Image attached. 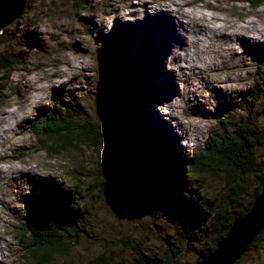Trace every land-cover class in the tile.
<instances>
[{
	"label": "rangeland",
	"instance_id": "374dc122",
	"mask_svg": "<svg viewBox=\"0 0 264 264\" xmlns=\"http://www.w3.org/2000/svg\"><path fill=\"white\" fill-rule=\"evenodd\" d=\"M134 1L27 0L21 13H25L24 16L2 30L0 53H12L21 64L5 80L0 77V264H35L38 260L39 255L30 257L23 252L19 243V220L25 208L33 210L26 199L31 194L37 196L38 189L43 187L58 192L72 190L73 206L82 210V221L78 225L84 229L88 222L94 227L92 234L102 245L111 246L110 242H115L120 246L119 239H128L141 243L154 257L167 249L162 237L180 233L183 225L186 227L176 214L168 216L178 219L172 223L168 219L167 226L162 222L164 214L157 218L148 216L154 206L153 200L164 192L150 188L147 180L158 181L152 174L139 181L140 188L134 193L137 200L128 195L135 188L128 190L127 186L120 188L123 193L104 195L92 188L93 182L98 181L94 179L101 156L80 146L75 150L68 148L69 151L55 157L49 156L40 149L29 129L31 122L60 101L76 108L78 119L90 124L101 125L107 119L112 78L117 74L116 65L120 67L119 62H123L110 51L111 42L123 48L122 53L128 52L138 58L134 59L135 64L141 62L140 72L151 82L142 90L148 92L150 104L155 103L146 107L143 101L142 112L146 113V122L150 120L152 127L167 140L180 163L193 158L208 136L219 131L214 120L226 115L227 104L233 105L234 121L250 120L264 132V81L260 79L264 80V36L252 43L235 39L227 53L225 47L216 44L218 38L214 37L212 44L202 49L203 54L192 58L195 63L187 65L182 51L193 44L188 31L194 29L195 23L186 25L183 31L169 10L151 8L156 4L149 2L160 0H144L145 6L138 9L127 6ZM175 1L182 4V0ZM198 1L206 5L204 13L208 16L231 24L252 20L264 30V3L252 7L242 0ZM188 10L191 11L183 9L184 12ZM173 30L175 40L183 41L182 49L177 52L178 44L169 39ZM137 77L134 67L129 78L132 86ZM164 81L166 84L161 86ZM249 89L255 91L256 98H248ZM245 96L250 100L247 104L242 102ZM126 117L129 122L125 124L133 126L135 122L129 120L133 118L132 112ZM122 127L118 136L123 143ZM102 170L113 172L108 163L102 165ZM185 170L183 175L189 173ZM203 178V185L192 186L195 191L191 194L192 203L220 201L230 189L222 174ZM253 181L254 178L248 181V192L255 186ZM184 185L178 180L174 189L166 190L163 208H176L174 201L182 196ZM83 210H87L88 215ZM70 234H79V237L69 255L39 263L91 264L94 257L103 253L100 245L90 244V240L76 229ZM204 241L191 245L180 263L193 264L197 252L204 248ZM239 264H264V243L250 247Z\"/></svg>",
	"mask_w": 264,
	"mask_h": 264
},
{
	"label": "trees",
	"instance_id": "16d2710c",
	"mask_svg": "<svg viewBox=\"0 0 264 264\" xmlns=\"http://www.w3.org/2000/svg\"><path fill=\"white\" fill-rule=\"evenodd\" d=\"M242 1L252 7L264 3V0ZM116 42L120 43L119 40ZM111 43L113 47L110 51L120 56L123 62H119L120 67L116 65L117 74L112 78L107 119L101 125L90 124L86 120L78 119L76 108L64 105L60 101L54 103L50 110L42 113L40 118L35 119L36 121L31 122L29 129L40 149L49 156L55 157L66 153L69 151L68 148L75 150L77 146L90 148L98 157L101 156L97 162V176L94 179L98 181L93 182L92 188L102 191L104 195L123 193L120 188L125 185L128 190L135 188L134 192L128 195L137 200L134 193L140 188L139 181L152 174L158 181L147 180L148 185L156 192L158 189L164 192L153 200L154 206L147 213L148 216L157 218L164 214L162 222L167 226L168 216L176 214L185 222L186 227L183 225L184 229L180 233L175 232V235L167 234V238L162 237L167 249L154 257L141 243H132L133 241L128 239H119L120 246L115 242H110L111 246L102 245V241L92 234L94 227L88 222L84 229L78 225L82 221V210H76L73 206L75 196L72 190L58 192L43 187L38 189L37 196L31 194L26 199L27 203H31L33 210L25 208L20 214L19 243L26 255L30 257L39 255L35 264H40L39 262H48L56 257L69 255L79 237V234L73 235L70 232L76 229L90 240V244H98L103 249V253L94 257L91 264H181L180 258L188 252L191 245L205 239L204 248L197 252L193 263L197 264L215 249L231 224L249 211L254 198L258 195L264 182V132L250 120L234 121L232 115L234 110L231 109L233 105L227 104V110H224L226 115L214 120L219 131L208 136L202 149L197 150L193 158L188 159L186 163H180L171 152L167 140L159 135L158 130L149 124L150 120L147 123L143 116L141 104L144 101L148 105L150 96L142 89L144 85L150 86L151 82L140 72L141 62L135 64L134 59L138 58L126 51L125 54L122 53L123 48L117 47L114 41ZM20 64L19 59L12 53H0V77L5 80ZM134 67L138 77L132 86L129 78ZM260 79L264 81L263 77ZM246 94L248 98H256L253 89H249ZM249 101L246 96L242 98L244 104ZM228 105L231 107L228 108ZM128 112L133 114V118L129 119L130 122H135L133 126L125 124L128 121L125 119ZM121 126H124L123 143L118 136ZM125 129L128 130V134ZM112 149L127 163L126 176L116 172H103L102 165L110 160ZM184 169L189 170V173L185 172L183 175ZM218 174H222L225 183L230 185L229 191L224 192L222 200L192 203L191 194L195 193L192 186L198 183L203 185L205 175L214 178ZM251 177L255 180L253 181L255 186L252 187V192H248L246 187L250 184L248 181L252 179ZM178 180H181L186 188L181 197L174 195L176 200L173 206L176 208H163L165 205L162 201L166 190L174 189ZM53 191L55 193H52ZM228 207L234 210H228ZM85 212L88 215L87 210H83L84 214ZM177 219L178 217L169 220L172 223ZM210 234L212 237H205ZM259 243H264V229L249 244L242 257L246 256L250 247ZM114 245H117V248ZM124 254L126 258H123ZM240 260L241 258L234 264H239Z\"/></svg>",
	"mask_w": 264,
	"mask_h": 264
},
{
	"label": "bare ground",
	"instance_id": "6f19581e",
	"mask_svg": "<svg viewBox=\"0 0 264 264\" xmlns=\"http://www.w3.org/2000/svg\"><path fill=\"white\" fill-rule=\"evenodd\" d=\"M133 1L134 0H132V2ZM132 2H130L127 6L133 9H138L145 6L144 0H135L134 4H132ZM198 2V0H182V4H179L175 0H160L159 2L156 1L155 3L149 2L151 4H156L155 6L151 7L152 9H156L157 11H165V9L169 10L171 15L176 18L178 26L181 27L183 31H186V25L193 22L195 23L194 29L192 31H188V36L191 38L193 44L188 45V47L182 51L184 52L183 61L187 65H192L195 63L192 58H198L200 54H203L202 49L206 48L208 44H212L214 37L218 38L215 39L216 44L220 43L222 47H225L224 49L227 53L235 39L252 43L258 42L264 36V30H262L255 21L242 20L238 24H231L224 21V19L221 20L219 18H214L211 15L208 16L206 13H204V10L207 8L206 5H201ZM184 8H189L191 11L188 10L187 12H184ZM133 34L137 35V33ZM175 34L176 33H174L173 30V32H171L169 35V39L171 43L175 42L178 44L176 46L177 52V50L182 49L181 45L183 41L175 40ZM177 38L179 40L181 39L178 36ZM151 41L155 42V39H151ZM165 81L160 83L161 86L166 84ZM226 96L228 99V95ZM158 102H160L159 99H157V104ZM154 104L155 103L153 102V104L150 105L154 106ZM148 105L145 103L144 106L147 107ZM143 116L145 115L143 114ZM146 119L147 118L145 116V120Z\"/></svg>",
	"mask_w": 264,
	"mask_h": 264
},
{
	"label": "water",
	"instance_id": "95a60500",
	"mask_svg": "<svg viewBox=\"0 0 264 264\" xmlns=\"http://www.w3.org/2000/svg\"><path fill=\"white\" fill-rule=\"evenodd\" d=\"M26 2L27 0H0V35L5 27L20 17ZM113 149L109 156L110 160L107 161L113 169V172L110 173L116 172L126 176L127 163ZM263 229L264 182L261 184L259 193L254 198L249 211L231 224L225 236L216 244L215 249L197 264H234L242 257L249 244Z\"/></svg>",
	"mask_w": 264,
	"mask_h": 264
}]
</instances>
